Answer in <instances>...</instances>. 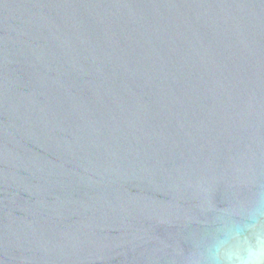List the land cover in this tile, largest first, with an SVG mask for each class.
<instances>
[{"label": "water", "instance_id": "95a60500", "mask_svg": "<svg viewBox=\"0 0 264 264\" xmlns=\"http://www.w3.org/2000/svg\"><path fill=\"white\" fill-rule=\"evenodd\" d=\"M264 230V0H0V264H225Z\"/></svg>", "mask_w": 264, "mask_h": 264}, {"label": "clouds", "instance_id": "9594fccd", "mask_svg": "<svg viewBox=\"0 0 264 264\" xmlns=\"http://www.w3.org/2000/svg\"><path fill=\"white\" fill-rule=\"evenodd\" d=\"M214 256L222 257L225 264H264V230L257 231L253 239L245 238L235 246L218 247Z\"/></svg>", "mask_w": 264, "mask_h": 264}]
</instances>
